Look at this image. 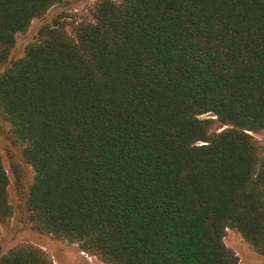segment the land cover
<instances>
[{"label":"trees","instance_id":"trees-1","mask_svg":"<svg viewBox=\"0 0 264 264\" xmlns=\"http://www.w3.org/2000/svg\"><path fill=\"white\" fill-rule=\"evenodd\" d=\"M61 2L0 0V117L34 173L28 222L105 264H239L227 230L264 257L249 134L264 131V0H98L8 62ZM8 185L0 156V227ZM0 264L54 263L19 245Z\"/></svg>","mask_w":264,"mask_h":264},{"label":"rangeland","instance_id":"rangeland-1","mask_svg":"<svg viewBox=\"0 0 264 264\" xmlns=\"http://www.w3.org/2000/svg\"><path fill=\"white\" fill-rule=\"evenodd\" d=\"M97 1L62 0L61 3L52 7L42 19L34 20L26 33L16 35L8 62L21 58L26 46L36 39L39 28L54 19L60 18L59 22L64 23L68 34H72L75 22L91 19V10ZM3 69L4 67H0V73ZM249 134L258 143L264 155V131ZM0 156L9 179L8 194L14 211L12 218L0 227V256L13 247L33 245L41 249L54 264H105L97 257L81 252L76 244H70L47 233L39 232L28 222L24 201L34 173L30 166L24 165L19 146L12 143L10 125L1 117ZM12 162H19L23 166L25 172L23 186L17 185L15 181ZM224 242L236 253L239 264H264V257L256 254L236 231L227 230Z\"/></svg>","mask_w":264,"mask_h":264}]
</instances>
